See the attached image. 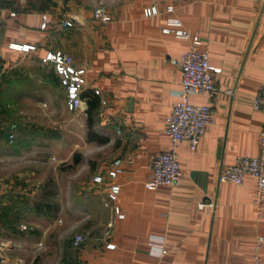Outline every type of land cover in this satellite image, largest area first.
I'll list each match as a JSON object with an SVG mask.
<instances>
[{"label":"crops","instance_id":"0c3cea01","mask_svg":"<svg viewBox=\"0 0 264 264\" xmlns=\"http://www.w3.org/2000/svg\"><path fill=\"white\" fill-rule=\"evenodd\" d=\"M51 1L59 6L63 2ZM15 5L0 8L4 74L18 76L42 65V57L55 50L70 54L72 64L85 69L84 103L74 112L85 119L79 129L92 172L83 190L68 191L58 211L46 212V264H252L256 238L264 237V207L258 216L252 201L254 178L246 174L235 184L218 182L217 177L236 155L258 153L264 111L256 110L251 99L264 82V0H74L71 15L65 8L46 9V0H17ZM97 6L109 20L92 17ZM149 6L157 12L146 16ZM68 15H73L72 27L63 24ZM169 18L179 19L189 37L176 35ZM195 33L197 47L208 45L209 64L221 68L218 83L232 93L207 98L213 120L195 149L185 140L178 142L179 180L146 188L148 160L170 144L165 119L179 99L181 78L172 59L192 45ZM53 88L65 96L48 62V96ZM203 99L202 94L190 95L194 103ZM116 157L124 171L111 178L105 168ZM96 174H102V182L93 181ZM113 181L120 184L114 201L107 197ZM12 185L0 181V209L9 204L10 223L20 197V189ZM206 199L214 201V208L198 206ZM6 223L0 219V226L7 228ZM14 225L24 224L16 218ZM77 232L84 240L74 246ZM10 240L0 241L4 253ZM259 252L264 264V242Z\"/></svg>","mask_w":264,"mask_h":264},{"label":"rangeland","instance_id":"374dc122","mask_svg":"<svg viewBox=\"0 0 264 264\" xmlns=\"http://www.w3.org/2000/svg\"><path fill=\"white\" fill-rule=\"evenodd\" d=\"M15 2L0 0V6L16 8ZM54 4L46 0V9L65 8L73 14L74 0ZM72 16L68 18L73 24ZM46 91V63L36 64L18 76L8 71L0 77V181L20 189L18 207L29 206L22 208L19 216L24 227L9 230L0 226V241L11 239L6 253L5 248L0 249L4 255L0 264H46V212L58 211L69 197L68 191L83 190L92 172L89 148L79 129L85 119L80 118L81 113L65 108L60 88H53L49 96ZM12 123L15 138L8 142ZM61 233L66 235V229Z\"/></svg>","mask_w":264,"mask_h":264},{"label":"built area","instance_id":"2783aa9c","mask_svg":"<svg viewBox=\"0 0 264 264\" xmlns=\"http://www.w3.org/2000/svg\"><path fill=\"white\" fill-rule=\"evenodd\" d=\"M1 8V6H0ZM172 6L168 5L166 10H171ZM155 6H149L144 9V14L149 16L156 13ZM14 15V12H10ZM92 17L95 20L106 21L110 19L109 14L104 11L101 6H97L92 10ZM169 25H174L173 30L178 36L188 38V32L181 28V22L177 18H169ZM65 26L72 24L70 19L63 21ZM45 22L41 24L44 27ZM164 31H171L169 27H164ZM199 42L198 34L192 36V45L179 58L172 59V62L180 68V90L179 99L171 104L169 112L165 119L164 130L169 137V147L152 156L147 162V175L143 181L146 188H156L161 184L173 185L180 176L181 169L178 161L177 144L185 140L190 149H195L201 137L204 134L205 127L212 123V111L208 104L207 98L212 97L219 92L232 93V88L223 87L218 83V74L221 72L220 67H214L208 61V45L202 44L197 47ZM14 48L28 50L33 49L34 45H18L10 44ZM41 62H50L54 71L58 76L59 84L65 92V106L70 111L79 109L84 103L82 92L85 89V69L83 67H75L72 64L70 54L55 50L47 52L41 59ZM6 69L0 67V77L5 73ZM98 93V90L95 89ZM191 94H202L205 96L201 102L194 103L190 101ZM252 105L256 110L264 111V82L261 84L257 93L251 99ZM15 124L10 125L8 133V142H13L15 138ZM124 171L122 161L119 157L111 160L105 168V174L114 178ZM250 174L254 178V195L253 203L256 207L257 215L262 214L264 207V128L259 132L258 137V153L256 155L238 154L231 163L223 166L218 174V182H232L235 184L242 183L244 176ZM94 182H102V174L93 176ZM120 191L118 182H110L108 184L107 197L114 201ZM198 206H209L214 208L215 203L210 199L198 202ZM114 212L121 217L123 214L119 211L118 206H114ZM24 227V226H22ZM84 240V234L77 232L73 235L72 244L77 246ZM264 242V237L259 235L254 244V253L252 264H263L260 255V248ZM108 247L114 244L108 243ZM162 253L165 249L161 250ZM0 258L3 260L4 255L0 252Z\"/></svg>","mask_w":264,"mask_h":264},{"label":"trees","instance_id":"16d2710c","mask_svg":"<svg viewBox=\"0 0 264 264\" xmlns=\"http://www.w3.org/2000/svg\"><path fill=\"white\" fill-rule=\"evenodd\" d=\"M89 104H88V117H87V123H88V125L90 124V116H89ZM78 158V155L77 154H75V159H77ZM21 197V196H20ZM19 197V198H20ZM19 198H18V203L20 202L19 201ZM26 206L27 205H25V204H23V205H21L20 207H18L17 209H13L12 210V216H13V218H12V224L10 223V220H9V218H8V215H9V211L11 210V207L9 206V204H7L6 206H3V207H1V209H0V219H2V221H5V222H7L6 223V226H7V228L9 229V230H15L16 228H15V225H14V220L16 219V218H19V216H22V212H23V210H21L22 208L23 209H25L26 208ZM34 210H36V208H34Z\"/></svg>","mask_w":264,"mask_h":264}]
</instances>
